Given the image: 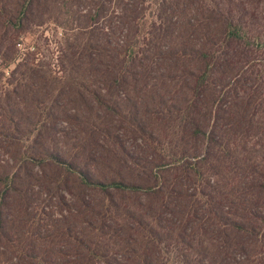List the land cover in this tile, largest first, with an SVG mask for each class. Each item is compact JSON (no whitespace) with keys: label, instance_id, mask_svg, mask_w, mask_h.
<instances>
[{"label":"rangeland","instance_id":"rangeland-1","mask_svg":"<svg viewBox=\"0 0 264 264\" xmlns=\"http://www.w3.org/2000/svg\"><path fill=\"white\" fill-rule=\"evenodd\" d=\"M1 2L5 14L0 15V103L4 109L12 106L18 110L15 111L22 118V131L9 138L0 136V174L17 176L24 188V197L14 191L8 195L2 223L16 236L23 237L36 253L48 251L49 259L53 262L58 259L57 264H81L78 263L74 237L90 240L95 238V234H100L105 241L110 264H264V244H257L250 236L236 233L227 235L225 240L213 215L232 212L229 213L232 216L236 211L222 208L235 197V180L230 173L235 165L232 163L230 167L211 158L196 160L188 155L184 159L186 149H200L199 140L182 139L177 127L172 132L164 131L159 124L169 129L166 122H157L150 114H144L145 110H161L159 102L165 101L171 106V103L180 102L178 95H174V85L169 78L161 85L156 79L161 73L167 74L165 68L156 65L146 81L116 86L111 90L109 100L113 106L125 109L124 103L128 100H131L128 104L137 105L136 113L129 114L126 120L106 111L94 112V103L88 94L77 95L69 79L78 85L83 84L87 91H100L103 87L97 81L95 84V64H90V58L84 54L85 46L93 40L87 28L86 14L93 9L95 2L36 0L27 20L22 23L26 32L17 41L20 42L18 61H28L31 71L15 68L18 61L8 67L3 60V56L8 55L11 36L18 27L15 21H18L17 5L21 0ZM105 13L103 11V16ZM7 20L11 23L7 24ZM101 22L104 24L105 21ZM6 94L10 96L7 103L2 100ZM36 103L47 106V110L54 113V118L39 117ZM40 119L38 125H44L35 131L36 134L42 132L37 150L43 147L47 153H56L63 160L84 164L97 179H122L142 186L152 184L146 182L144 173L132 162L133 159L116 152L119 146L113 143V139L124 146L125 153L135 156L140 165H148L150 169L157 162L153 170L163 169L162 180L175 188V196L165 198L171 204L170 209L161 211L160 196L125 189L111 190L110 197H114L116 204L113 210L106 212L108 205L102 203L109 197L93 188L82 190L73 179L64 185V170L32 159L31 163L23 164V148L32 144V139L27 140L23 133L28 134L26 131ZM136 121L143 128L147 127L148 133L150 128L155 137L163 139L160 141L162 149L155 151L149 142L139 138L141 133L136 130ZM171 121L173 124L176 122L172 118ZM94 124L98 127L96 131ZM213 153L216 157L218 152L213 150ZM183 162L194 164L193 167L205 179L212 178L220 187L222 197L220 199L217 195L213 211L198 199L199 193L210 191L183 171L182 166L186 165ZM157 166L161 168L156 170ZM132 169H137L139 174ZM191 206L195 217L185 226L183 210H192ZM126 208L141 212L147 219L149 215L158 218L164 228H156L154 232L162 242H157L156 234L151 236L148 231L132 225L124 212ZM96 211L105 212V225L93 213ZM63 225L69 227L73 238L57 232V227ZM100 226L105 229L95 231ZM11 244L12 239L7 245L0 241L1 264H24L9 248Z\"/></svg>","mask_w":264,"mask_h":264},{"label":"trees","instance_id":"trees-1","mask_svg":"<svg viewBox=\"0 0 264 264\" xmlns=\"http://www.w3.org/2000/svg\"><path fill=\"white\" fill-rule=\"evenodd\" d=\"M95 6L86 14L88 26L92 34V42L85 46L84 54L90 58V64H95L94 75L97 83L102 84L100 91H87L83 84L69 79L74 85L77 95L88 94L94 103V112L106 111L127 119L129 114L136 113L137 105L128 104L125 109L117 108L110 103L112 89L129 83L146 81L151 69L165 68L167 74H159V84L169 78L178 95V104L159 102L161 110L148 111L144 114L156 118V121L166 122L170 128H178L182 139H190L201 143L199 148L186 149L185 158H202L207 161H223L235 165L230 171L235 182L234 195L229 205L222 208H232L236 211L232 216L213 213L225 240L227 235L236 233L250 236L255 242L264 244V0H93ZM36 0H21L17 5L19 17L18 27L11 36L8 52L3 56L7 66L18 61L20 42L18 38L25 31L24 19ZM106 3V6H105ZM103 11H106L103 16ZM4 13V4L0 0V15ZM104 18V19H103ZM101 21H105L104 24ZM6 23H11L7 20ZM23 25V26H22ZM26 32V31H25ZM90 50V51H89ZM88 52V53H87ZM90 52V53H89ZM29 62L18 61L15 68L23 67L32 70ZM150 76V77H149ZM160 93V92H159ZM3 102H8L10 96L5 95ZM131 103V102H130ZM39 117L54 118V113L47 110L43 103H36ZM49 108V107H48ZM18 110L8 106L4 109L0 103V136L10 137L22 131V118ZM93 110V109H92ZM150 114V115H149ZM171 118L176 122L173 124ZM144 121V120H143ZM37 120L23 136L31 140V145L23 148L22 163H50L54 168L64 170V185L70 180L78 184L80 189L93 188L108 196L106 212L113 210L116 204L110 197L111 190L134 192L160 196L159 208L169 210L171 204L165 198L174 195L175 188L167 185L162 179L160 166L153 170L148 165H140L135 156L125 153L124 146H119L116 152L123 153L133 159L136 167L144 173L147 183L142 186L122 179L102 180L93 174L84 164H76L63 160L58 154L47 153L43 147L37 150L42 132L35 131L43 127ZM172 122V123H169ZM155 124V123H154ZM95 125V124H94ZM145 125V124H144ZM136 130L141 133L139 138L150 143L155 151L162 149L160 137L147 127L143 128L139 121L135 122ZM95 131L98 127L95 125ZM173 129V130H172ZM32 131V132H31ZM167 134L168 132H164ZM213 150L217 156L213 157ZM167 153V148L165 149ZM46 152V153H45ZM168 155V154H167ZM186 163L183 171L210 192L199 193L198 199L208 206L210 211L217 198L222 197V191L216 181L206 178L194 164ZM140 165V166H138ZM167 165V164H165ZM163 167V166H162ZM229 167V170L231 169ZM132 172L139 174L137 169ZM17 176L0 174V241L9 248L24 264H57L49 259L48 251L36 253L32 246L24 242L23 237L16 236L12 229L2 223L6 212L7 198L10 193H18L24 197L22 182ZM90 203L88 202V205ZM192 210H183L185 226L190 223L195 214ZM96 210V209H95ZM93 210V211H95ZM132 225L148 231L152 236L156 228L161 226L158 218H144L141 212L124 209ZM99 216V221L106 223L105 212H93ZM238 213L240 215H238ZM105 229L100 226L95 231ZM94 231V233H95ZM57 232L68 238H73L69 227H57ZM157 242L162 240L154 235ZM179 241H181L179 239ZM78 249V263L110 264L107 257L105 241L101 235L95 234L94 239L74 237ZM121 246L122 243H121ZM1 264V262H0Z\"/></svg>","mask_w":264,"mask_h":264}]
</instances>
